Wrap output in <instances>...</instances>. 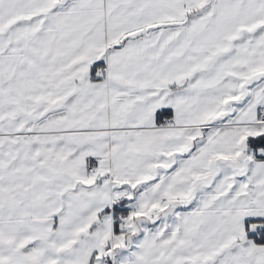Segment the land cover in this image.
Wrapping results in <instances>:
<instances>
[{"label": "snow or ice", "instance_id": "1", "mask_svg": "<svg viewBox=\"0 0 264 264\" xmlns=\"http://www.w3.org/2000/svg\"><path fill=\"white\" fill-rule=\"evenodd\" d=\"M0 264H264V0H0Z\"/></svg>", "mask_w": 264, "mask_h": 264}]
</instances>
